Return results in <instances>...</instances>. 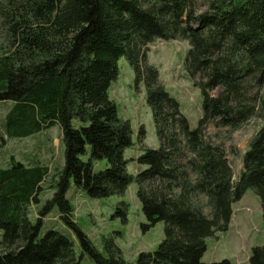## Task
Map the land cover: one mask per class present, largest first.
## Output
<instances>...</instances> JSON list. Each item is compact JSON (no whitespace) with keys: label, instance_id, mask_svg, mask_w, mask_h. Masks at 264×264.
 <instances>
[{"label":"trees","instance_id":"1","mask_svg":"<svg viewBox=\"0 0 264 264\" xmlns=\"http://www.w3.org/2000/svg\"><path fill=\"white\" fill-rule=\"evenodd\" d=\"M201 3L207 9L198 13ZM0 28L9 36L0 57V102L14 103L7 135L58 125L65 146L57 190L35 221L31 208L40 204L48 168L15 163L0 170V264H80L75 240L95 264H130L113 242L105 257L73 222L72 185L107 199L136 182L144 232L164 223L165 238L135 264H206L207 239L229 230L233 205L249 189L260 197L264 218V125L237 180L224 148L206 136L211 126L236 131L257 117L264 121V0H0ZM156 40L189 43L186 69L203 94L196 129L147 62ZM121 58L145 83L160 141L139 157L145 169L136 176L124 156L134 144L131 124L110 98ZM97 161L108 167L96 171ZM55 209L73 239L55 229L42 235ZM117 215L126 220V209L118 207ZM249 263L264 264V247L252 250Z\"/></svg>","mask_w":264,"mask_h":264},{"label":"rangeland","instance_id":"2","mask_svg":"<svg viewBox=\"0 0 264 264\" xmlns=\"http://www.w3.org/2000/svg\"><path fill=\"white\" fill-rule=\"evenodd\" d=\"M206 9L201 3L198 13ZM8 42L7 31L0 28V57L7 53ZM147 47L148 64L158 70L160 83L177 100L190 127L196 129L203 116V94L197 86L199 79L192 78L186 69L189 43L156 40ZM118 66L119 76L111 85L110 98L118 107L119 117L131 124L134 144L125 151L124 156L129 161L128 173L136 176L145 169L137 163L139 157L147 149L160 148V141L152 110L147 103L145 83H137L135 72L125 58L119 60ZM219 92L220 89L215 90L212 95L216 96ZM262 95L264 98V89ZM13 105L11 102H0V170L8 169L15 163L26 167L48 168L49 173L41 184L38 196L40 204L31 208V219L35 221L57 190V183L65 166V146L58 125L28 137H9L6 120ZM263 125V119L257 117L236 131L228 128L218 130L215 126L207 129V139L226 151L235 180L242 172V159L251 140ZM94 167L96 171H101L108 164L106 161H97ZM137 189L136 182H133L122 197L112 196L107 199L91 198L74 185L67 193V199L74 207L73 222L83 230L99 252L109 257L107 243L113 242L121 250L123 259L130 264H135L141 253L155 252L165 238L164 223L144 232L143 225L147 223V219L137 197ZM118 207L126 209V220L117 215ZM43 221L45 229L42 235L55 229L69 238H74L73 232L62 222L58 210H52ZM2 235L0 232V241ZM206 244L207 251L202 259L206 264L223 260H229L232 264H250L252 250L255 247H264L262 202L254 190H247L243 198L233 205L229 230L207 239ZM75 250L77 256L82 257L80 264H95L89 256L82 255L76 240Z\"/></svg>","mask_w":264,"mask_h":264}]
</instances>
